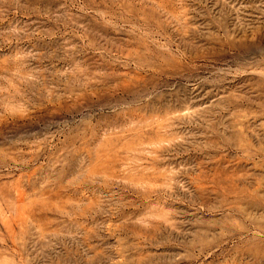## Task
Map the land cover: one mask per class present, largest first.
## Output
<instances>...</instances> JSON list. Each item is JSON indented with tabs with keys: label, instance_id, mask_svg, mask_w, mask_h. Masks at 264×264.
<instances>
[{
	"label": "rangeland",
	"instance_id": "rangeland-1",
	"mask_svg": "<svg viewBox=\"0 0 264 264\" xmlns=\"http://www.w3.org/2000/svg\"><path fill=\"white\" fill-rule=\"evenodd\" d=\"M141 262L264 264V0H0V264Z\"/></svg>",
	"mask_w": 264,
	"mask_h": 264
},
{
	"label": "bare ground",
	"instance_id": "bare-ground-1",
	"mask_svg": "<svg viewBox=\"0 0 264 264\" xmlns=\"http://www.w3.org/2000/svg\"><path fill=\"white\" fill-rule=\"evenodd\" d=\"M165 122H166V124H167L168 121L166 120ZM165 122H164V123H165ZM166 124H165V125H166ZM162 125H163L164 127L167 126V125L165 126L163 123H162ZM162 125L160 124V126H162ZM163 126H162V127H163ZM168 126H169V124H168ZM168 126H167V127H168ZM170 126H172V125L170 124ZM164 127H163V129H164ZM171 128H172V127H171ZM158 129H159V130H158L159 132L162 130V128L160 129V127H158ZM168 129H169V128H168ZM172 129H173V128H172ZM166 131H167V128H166ZM169 132H170V131H169ZM160 133H161V132H160ZM168 134H169V133H168ZM157 135H159V134H157ZM166 135H167V134H166ZM157 137H158V136H157ZM159 139H160V138H159ZM162 139H163V138H162ZM161 141H162V140H160V142H161ZM160 142L158 141V143H160ZM154 143H155V142H154ZM250 155H251V153H250ZM237 177H238V176H237ZM238 178H239V177H238ZM242 179H243V178H242ZM235 180H236V178H235ZM235 180H234V183H235ZM232 181H233V180H232ZM225 182H226V181H225ZM225 182H224V183H225ZM228 182H229V180H228ZM236 182H237V181H236ZM229 183H230V182H229ZM234 183L232 182V185H233ZM221 184H222V183H221ZM235 184H236V183H235ZM223 185H224V184H223ZM237 185H238V184H237ZM221 186H222V185H221ZM223 187H224V186H223ZM227 187H228V186H227ZM228 188H229V187H228ZM228 188H226V190H227ZM224 189H225V188H224ZM229 189H230V188H229ZM159 190H160V189H159ZM241 190H242V189H241ZM153 191H154V190H153ZM228 191H229V190H228ZM155 192H156V191H155ZM230 192H231V190H230ZM230 192H229V193H230ZM153 193H154V192H153ZM158 193H159V192H158ZM226 193H227V192H226ZM234 193H235V192H234ZM240 193H241V191H240L238 194H240ZM242 193H244V192H242ZM245 193H246V192H245ZM232 194H233V191H232ZM238 194H237V195H238ZM228 195H229V194H228ZM230 195H231V194H230ZM232 196H233V195H232ZM242 196H243V195H242ZM238 198H239V197H238ZM240 198H241V197H240ZM236 201H238V200H236ZM238 203H239V201L237 202V204H238ZM163 204H164V203H163ZM201 204H203V202H202ZM203 205H204V204H203ZM203 205H201V206H203ZM205 205H206V204H205ZM204 208H205V207H204ZM147 213H149V212H147ZM152 213L154 214V212H152ZM147 215H148V214H147ZM147 215L145 216V217H147V218L151 216V214H149L150 216H147ZM154 215H155V214H154ZM151 217H152V218H151ZM151 217H150V218H151L152 220H153V219L155 220V217H153V215H152ZM147 218H145V220H148ZM169 219H170V218H169ZM172 219H173V218H172ZM172 219L169 220V221L172 222V221H173ZM145 220H144L143 222H148V221H145ZM152 220H150L148 223H150ZM154 220H153V221H154ZM141 221H142V219H141ZM153 221L151 222V224H154V225H155V222H153ZM156 221H157V220H156ZM173 222H175V221H173ZM159 223H160V222H159ZM159 223L157 222V224H159ZM167 223H168V222H166V225H167ZM169 223H170V222H169ZM157 224H156V227H157V226H158V227L162 226V225H161L162 223L159 224V225H157ZM170 224H171V223H170ZM176 224H177V223H176ZM176 224H174V226H176ZM178 224H179V223H178ZM172 225H173V223H172ZM174 226H173V227H174ZM176 227H177V226H176ZM176 227H175V228H176ZM165 228H166V226H165ZM172 229H173V228H172ZM11 241H12V239H11ZM14 242H15V241H14ZM2 245H3V244H2ZM142 263H143V262H141V264H142ZM144 263H145V262H144ZM146 264H148V263H146Z\"/></svg>",
	"mask_w": 264,
	"mask_h": 264
}]
</instances>
